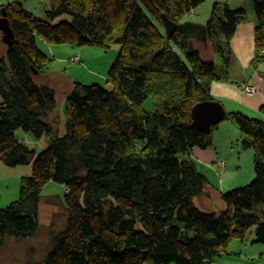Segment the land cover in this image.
Returning <instances> with one entry per match:
<instances>
[{"label": "trees", "instance_id": "16d2710c", "mask_svg": "<svg viewBox=\"0 0 264 264\" xmlns=\"http://www.w3.org/2000/svg\"><path fill=\"white\" fill-rule=\"evenodd\" d=\"M203 2L58 0L50 16L68 15L70 21L57 25L36 18L19 0L2 3L15 40L11 48L4 43L6 57L0 58V161L31 164L32 174L22 179L19 200L0 209V252L8 239L38 234L41 193L49 182L68 190L67 225L52 236L43 262L26 264H209L252 228L255 242L264 244V120L226 113L242 134L239 145L254 152L255 177L219 193L224 208L218 212L195 203L214 188L191 152L210 148L215 128L200 131L191 112L216 101L211 85L227 79L231 40L248 22L243 8L214 6L207 45L220 57L218 68L202 60L194 39L179 33L168 38L163 25V14L180 24ZM251 3L258 65L264 61V0ZM38 38L76 47L120 46L107 76L110 89L74 84L63 137L49 121L56 92L35 79L51 62ZM150 98L153 109L147 111ZM260 111L264 115V106ZM20 129L37 139L55 137L38 154L16 138Z\"/></svg>", "mask_w": 264, "mask_h": 264}, {"label": "rangeland", "instance_id": "374dc122", "mask_svg": "<svg viewBox=\"0 0 264 264\" xmlns=\"http://www.w3.org/2000/svg\"><path fill=\"white\" fill-rule=\"evenodd\" d=\"M0 2L6 4L8 0H0ZM19 2L27 12L52 25H57L63 21H70V16L68 15L60 14L53 18L50 16L49 12L58 5V0H19ZM216 4H226L232 9H236L239 7L238 5H242V8L246 10L248 15L255 14L251 0H204L200 6L184 18V22L206 25L211 19L212 11ZM37 44L39 49L51 60L44 68L43 74L45 79L48 80L51 86H53L52 88L56 91L57 109L50 115L53 118L49 116V121H54L58 130L56 135L63 137L66 135V119L64 114L66 101L74 84L99 85L105 89H110L111 86L107 83V76L119 56L120 46L113 44L109 49L97 46L76 47L68 44H48L41 38L37 39ZM192 44L200 51L203 61L214 62L218 68L221 66L220 57L214 53L211 46L196 40H193ZM3 57H6V47L2 41V33L0 32V58ZM74 57H81V62L72 63L71 60ZM38 79L40 80L37 77L36 82L40 84ZM1 101L2 98L0 96ZM144 108L147 111H152L153 103L151 98L146 101ZM221 124L222 129L216 133L217 137L214 142V147L223 153H230L231 163L234 164L239 157L237 151L239 145L230 136L234 137L235 133L239 134L240 131L235 124L233 126L231 124L229 125V123ZM224 126H226L225 129ZM214 132L215 130L213 131V140ZM54 137L55 135L53 134L52 136L37 139L33 134L21 129L16 131V138L35 150L38 154L47 149L54 140ZM242 160L245 169L246 157H243ZM228 165H230V162L229 164L227 163ZM206 171L207 169L204 170V172ZM216 173L217 179L214 181L220 192V189L222 190L223 187L219 183L224 172L219 171V168H217ZM31 174V164L9 167L0 161V209L7 208L19 200L22 179ZM242 187L244 186L233 189H240ZM228 192L230 191L227 190L223 193ZM65 196L66 187L62 184L49 182L44 186L38 213V234L34 238L23 241L8 239L5 247L0 252V264H26L28 261L43 262L45 260L49 250L52 248V236L63 231L67 225L68 212ZM195 203L200 209L207 212H218L224 208V203L220 197H213L208 203V206H203L200 199H196ZM247 248H250L249 245L246 247L244 254H242L244 259L239 260H245L247 254L249 255V259H251L252 255L255 254L256 258L251 259L248 264H264V252L256 249L264 248V244L256 243L252 247V250ZM240 256L241 254L238 253L234 258Z\"/></svg>", "mask_w": 264, "mask_h": 264}, {"label": "crops", "instance_id": "0c3cea01", "mask_svg": "<svg viewBox=\"0 0 264 264\" xmlns=\"http://www.w3.org/2000/svg\"><path fill=\"white\" fill-rule=\"evenodd\" d=\"M238 6L239 7L237 8H242V5ZM256 27L257 21L255 14H251L248 15V22L241 24L237 28V31L231 40V57L229 60L227 79L213 82L211 85V95L216 101L223 105L224 110L228 114L240 113L252 119L264 120V115H262L260 111L264 106V61L258 65H255L253 62L255 57ZM39 78L40 80H38L40 81V84H48L51 86L48 80L45 79L44 74H42ZM247 84L253 85L256 88V93L253 95L245 93L244 86ZM51 118H53V116ZM224 121L221 123H229V125L231 124L232 126L234 125L229 119H225ZM225 127L226 126H224V129ZM221 129L222 124L215 129L213 144L210 148H195L191 152V158L196 163L198 169L208 178L214 188L210 196L203 195L198 198L202 201L203 206H208V203L213 197L221 198L219 193L245 186L253 181L255 177L254 152L251 149L245 150L239 145V141L242 137L241 132L239 134L235 133L234 137L230 136V138L232 140H236L237 145H239L237 150L239 157L236 163H231L230 153H223L214 147V142L217 137L216 133L220 132ZM243 157H246L245 169L242 160ZM222 161L225 162V169L223 171V177L220 178L219 183L222 185L223 189H220L219 192L214 180L217 179L216 170L219 168V163ZM229 162L230 165L227 166V163L229 164ZM205 169H207L206 172H204ZM255 239V228H252L248 232L244 241L237 239L233 240L227 249V253L216 257L209 264H248L251 259L256 258L255 254L252 255L251 259H249L248 254L245 257V260L239 259H244L242 254H244L248 245L250 248L247 249H253L252 247L256 244ZM256 249L264 252V248ZM238 253L241 254V256L234 258L235 255H238Z\"/></svg>", "mask_w": 264, "mask_h": 264}, {"label": "water", "instance_id": "95a60500", "mask_svg": "<svg viewBox=\"0 0 264 264\" xmlns=\"http://www.w3.org/2000/svg\"><path fill=\"white\" fill-rule=\"evenodd\" d=\"M162 20L168 38L174 33H179L185 39H194L207 44L208 35L206 25L193 22L177 24L170 20L166 14L162 15ZM0 32L2 33V41L11 48L14 44L15 37L5 9H3L2 15L0 16ZM191 115L194 125L204 133H209L213 127H218L225 119L224 108L218 102L199 103L193 107Z\"/></svg>", "mask_w": 264, "mask_h": 264}, {"label": "bare ground", "instance_id": "6f19581e", "mask_svg": "<svg viewBox=\"0 0 264 264\" xmlns=\"http://www.w3.org/2000/svg\"><path fill=\"white\" fill-rule=\"evenodd\" d=\"M74 59L75 58H72V63H80L81 62V60H80V58H78V61H74ZM260 64V63H259ZM40 77L41 75H38L37 73H36V75H35V77ZM37 77L35 78V79H37ZM247 87H250L251 89H253V91L252 92H248L247 90H246V88ZM244 91H245V93H247L248 95H253L254 93H256V88L253 86V85H251V84H247V85H245L244 86ZM56 92V91H55ZM215 102H218V101H215ZM218 103H220V102H218ZM221 104V103H220ZM222 105V104H221ZM223 106V105H222ZM224 108V107H223ZM225 111V110H224ZM225 115H226V111H225ZM243 115V114H242ZM263 115V114H262ZM245 116V115H244ZM247 117V116H246ZM50 118H51V116H50ZM225 120V119H224ZM223 120V121H224ZM230 120V119H229ZM51 121V120H50ZM222 121V122H223ZM231 121V120H230ZM52 122V121H51ZM54 122V121H53ZM232 122V121H231ZM233 123V122H232ZM234 124V123H233ZM220 125V124H219ZM219 125H218V127H219ZM218 127H213V128H215V129H217ZM223 164V165H222ZM224 169H225V162H220L219 163V171H224ZM68 192V190H67V188H66V193Z\"/></svg>", "mask_w": 264, "mask_h": 264}, {"label": "built area", "instance_id": "2783aa9c", "mask_svg": "<svg viewBox=\"0 0 264 264\" xmlns=\"http://www.w3.org/2000/svg\"><path fill=\"white\" fill-rule=\"evenodd\" d=\"M2 9H3V5H2V3L0 2V13H1ZM74 58H75L74 61H78V58H79V57H74ZM246 90H247L248 92H252V91H253V89H251L250 87H247ZM222 165H223V164H222Z\"/></svg>", "mask_w": 264, "mask_h": 264}]
</instances>
